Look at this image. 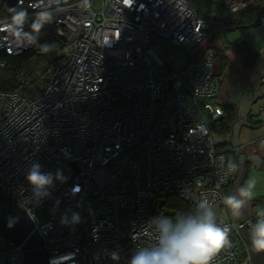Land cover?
Segmentation results:
<instances>
[{"label": "built area", "instance_id": "obj_1", "mask_svg": "<svg viewBox=\"0 0 264 264\" xmlns=\"http://www.w3.org/2000/svg\"><path fill=\"white\" fill-rule=\"evenodd\" d=\"M14 1L26 17L22 25L15 14L0 18V50L32 48L30 28L44 10L52 16L44 25L62 42L50 50L57 59L38 96L0 90V191L28 213L49 264H128L154 242L152 217L185 212L170 195L186 212L207 198L229 227L231 247L210 264H251L237 232L243 223L222 200L233 176L226 153L237 148H218L209 125L223 114L219 53L207 46L194 57L210 31L188 0H90L87 8L81 0ZM221 1L235 14L257 0ZM156 41L170 46L165 60ZM37 162L54 177L42 190L26 179ZM262 210L244 220L248 229ZM23 255L0 234V264H23Z\"/></svg>", "mask_w": 264, "mask_h": 264}, {"label": "trees", "instance_id": "obj_2", "mask_svg": "<svg viewBox=\"0 0 264 264\" xmlns=\"http://www.w3.org/2000/svg\"><path fill=\"white\" fill-rule=\"evenodd\" d=\"M188 2L208 24L209 31L212 33L209 47L216 49L219 53L217 57L220 61L219 76L221 79L215 101L221 106L223 114L217 120L211 121L209 125L213 136L216 135L220 139L216 146L227 148L229 146L226 139L237 118L238 110L236 105L227 99L224 89L221 93L219 92L220 85H222L225 72L229 71V67L232 66L231 56L236 59L239 68L247 71L256 65L259 55L241 39L229 42L224 37L226 32L232 31H237L242 36L258 26L261 17L264 16V0H257L254 4L235 14L227 13L221 0H188ZM19 11L21 9L14 0H0V18L16 14ZM30 32L33 39L32 48L18 54H8L4 50H0V90L18 91L23 95L36 97L47 84L48 70L57 58L50 51L43 52L41 45H50L51 49L58 50L62 47V42L56 36L55 28L52 26L43 24L38 31L32 26ZM21 72L22 77L19 75ZM260 85L264 87V81H261ZM260 123V121L255 122L256 125H260ZM226 156L230 164L238 166L237 170L233 172L231 184L239 169V154L236 150H232L227 152ZM227 191L229 194V187ZM168 200L174 202L176 208H181L185 212L189 210L188 206L174 195L168 196Z\"/></svg>", "mask_w": 264, "mask_h": 264}, {"label": "clouds", "instance_id": "obj_3", "mask_svg": "<svg viewBox=\"0 0 264 264\" xmlns=\"http://www.w3.org/2000/svg\"><path fill=\"white\" fill-rule=\"evenodd\" d=\"M82 7H90V0H81ZM26 13L16 12L13 17L16 25L24 23ZM51 13L44 10L38 13L34 27L38 31L44 23L51 22ZM42 51L51 50L50 45H41ZM231 164L228 173L237 170ZM53 174L41 170V165L34 163L26 179L37 190H42L53 182ZM56 178H60L57 174ZM256 180L249 178L244 185L238 186L233 193L222 197L224 206L236 217L242 215V209L254 199ZM73 223L79 221L78 214H73ZM155 239L148 246L137 247L128 264H210L213 257L223 248L231 247L230 229L218 223L213 204L207 199L198 200L190 212H177L175 215H156L148 223ZM251 246L254 251H264V210L257 213L256 222L251 225ZM113 260L119 254H111Z\"/></svg>", "mask_w": 264, "mask_h": 264}, {"label": "crops", "instance_id": "obj_4", "mask_svg": "<svg viewBox=\"0 0 264 264\" xmlns=\"http://www.w3.org/2000/svg\"><path fill=\"white\" fill-rule=\"evenodd\" d=\"M216 1V0H213ZM261 18H264V16H262ZM237 39V36H236ZM242 41H244L245 43H247L250 47H252L259 55V60L256 63V65L247 71H243L241 68H239L238 63L233 67L234 71H235V78H231V80H239L243 83L244 87H247L248 84H251L252 88H254V83L258 82V84L260 85L261 81H264V23H262L260 21V24L252 29H250L249 31H247L244 35H242ZM209 46V45H208ZM207 47V46H206ZM198 49V48H197ZM196 49V50H197ZM196 50L194 52V57L198 58L201 56L202 51L204 50V47H202L199 51L198 54L196 53ZM228 54V52H226ZM218 58V57H216ZM231 60H233L231 58ZM216 61V59H215ZM214 61V63H215ZM232 63H235V60L232 61ZM215 65L213 69H215ZM217 66H218V70L220 71V61L218 58V62H217ZM228 69V68H227ZM228 70L225 72V76L227 74ZM215 74V71H214ZM216 76V74H215ZM224 76V78H225ZM216 80V78H215ZM219 87V83L218 81H216ZM231 82L227 81V80H223L222 85H229ZM222 85H220V87H222ZM228 99V96H227ZM229 100V99H228ZM259 105V112H257V116H255L254 114H252L253 110V106L249 107L247 112H245L243 114V120L245 121L243 123V126H241V128L238 131V136L242 137L243 135L249 136L248 139L250 140V142L246 143L244 141H239L238 143L234 144L232 143V137L234 134V129L231 128L232 135L227 136V141H228V146H234L238 149H243V151L246 153V157H245V173L243 175L242 181H241V185H243L245 179H246V172L248 171V162L249 160H252L256 163L259 164V167H262V169H264V145H260L257 142V139L259 136L264 135V99L259 100V102L257 103ZM242 117V116H241ZM236 119H240V117L237 115ZM260 121V125H256L255 122ZM247 127V128H246ZM253 138V139H252ZM256 138V139H255ZM248 139H246L245 141H247ZM241 140V139H240ZM244 142V143H243ZM237 154H239L238 151H236ZM240 154H239V169H240ZM238 169V172H239ZM237 172V175H238ZM236 177L234 178L233 182L230 184L229 186V194L233 193V188H234V184L236 181ZM260 199L255 202V200H251L252 202H255V204L251 205V213L257 211L259 208H261L262 206H264V197H259ZM251 231V228L249 229Z\"/></svg>", "mask_w": 264, "mask_h": 264}, {"label": "water", "instance_id": "obj_5", "mask_svg": "<svg viewBox=\"0 0 264 264\" xmlns=\"http://www.w3.org/2000/svg\"><path fill=\"white\" fill-rule=\"evenodd\" d=\"M240 154V169L234 184V190L240 186L245 173L246 153L243 149L236 150ZM75 165V163H72ZM255 202L250 201L249 205L243 208L242 215L236 217L243 226L237 231L245 245L247 246L251 264L252 259L255 264H264V251L257 252L252 249L250 230L245 226L244 220L251 215V205ZM0 234L13 239L21 245L23 249V264H49L48 255L43 249V239L33 227L30 216L19 205L15 204L9 197L0 191Z\"/></svg>", "mask_w": 264, "mask_h": 264}, {"label": "rangeland", "instance_id": "obj_6", "mask_svg": "<svg viewBox=\"0 0 264 264\" xmlns=\"http://www.w3.org/2000/svg\"><path fill=\"white\" fill-rule=\"evenodd\" d=\"M237 36V39H236ZM211 37H212V33H209V36L206 38V40L204 42H202L200 44V46L198 47V49L196 50L195 54H198L200 51V49L202 47H206L208 45L211 44ZM225 40L229 41V42H235L238 39L242 40V36L239 34V32L237 31H232V32H226L225 33ZM219 43V42H217ZM153 48L154 51L156 52V54L163 60L166 59L167 53L169 52L168 50H170V46H164L162 44V42L160 41H156L153 44ZM177 56H184V51L183 50H179V49H173L172 50ZM231 58L233 60H235V63H232V66L229 67V71L227 72L225 78L223 80H227L229 82H231L229 85H222V87H220L219 92L221 93V91H223L224 89V93L227 94L229 101H231L232 103H234L237 107L238 110V116L240 117V119H236L233 122L232 128L234 129V134L232 137V143L236 144L239 141H244L246 143L250 142V140L248 139L249 136L243 135L242 137L238 136V131L241 128V126H243V123L245 122L243 120V114L245 112H247L249 107H252V114H254L255 116H257V112H259V105L257 104L259 102V100L264 99V87H262L261 85L258 84V82L254 83V88H252L251 84H248L247 87L243 86V83L239 80H231L230 77H233L235 75L234 71H232L233 67L237 64L236 63V59L231 56ZM181 59L178 58L177 60V64H181ZM217 62H218V58H216V61L214 64L215 65V78L216 81L220 82L221 77L219 76V70H218V66H217ZM234 73V74H232ZM235 78V77H233ZM242 116V117H241ZM247 128V127H246ZM232 130L230 132V136L232 135ZM262 136V135H261ZM260 137V136H259ZM258 137V138H259ZM214 139L215 142L218 143L220 141V139L214 135ZM241 139V140H240ZM246 139H248L247 141H245ZM253 139V138H252ZM256 139V138H255ZM243 142V143H244ZM249 144V143H248ZM248 171L246 172V179L243 183V185L245 184V182L249 179V178H254L256 180V188L254 190L255 192V196L253 201L255 200V202H257L260 198L259 197H264V169H262V167H259V164L249 160L248 164ZM67 174L66 171H62V175Z\"/></svg>", "mask_w": 264, "mask_h": 264}, {"label": "flooded vegetation", "instance_id": "obj_7", "mask_svg": "<svg viewBox=\"0 0 264 264\" xmlns=\"http://www.w3.org/2000/svg\"><path fill=\"white\" fill-rule=\"evenodd\" d=\"M252 261H253V264H255V262H254V260L252 259Z\"/></svg>", "mask_w": 264, "mask_h": 264}]
</instances>
